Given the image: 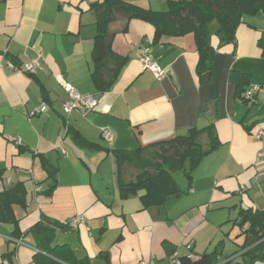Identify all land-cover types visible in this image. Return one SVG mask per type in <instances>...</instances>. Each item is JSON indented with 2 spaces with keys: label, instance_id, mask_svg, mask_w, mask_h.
Listing matches in <instances>:
<instances>
[{
  "label": "crops",
  "instance_id": "crops-1",
  "mask_svg": "<svg viewBox=\"0 0 264 264\" xmlns=\"http://www.w3.org/2000/svg\"><path fill=\"white\" fill-rule=\"evenodd\" d=\"M120 1L164 12L178 0ZM93 2L0 0V194L21 192L12 206L17 223L0 218V264H67L41 249L40 227H53L50 247L68 246L77 264H176L213 252L226 259L243 241L240 212L264 211V56L258 47L264 14L244 17L235 41L224 46L211 23L214 55L202 72L193 34L155 42L149 24L131 20L123 32L118 19L110 26L112 48L126 63L100 94L90 77ZM143 49L160 78L143 68ZM29 62L38 64L30 74L9 68ZM231 72L250 77L249 88L257 89L252 106L237 97ZM63 83L93 97L94 111L65 113ZM41 102L48 110L38 114ZM193 128L210 129L217 146L192 170L191 190L172 172L184 193L160 208L143 209L141 194H121L113 150H134ZM103 129L112 132V142L103 140ZM201 142L208 145L207 134ZM81 215L84 224L67 227Z\"/></svg>",
  "mask_w": 264,
  "mask_h": 264
},
{
  "label": "trees",
  "instance_id": "trees-1",
  "mask_svg": "<svg viewBox=\"0 0 264 264\" xmlns=\"http://www.w3.org/2000/svg\"><path fill=\"white\" fill-rule=\"evenodd\" d=\"M90 8L95 11L97 28L91 53L90 77L95 90L102 94L109 91L126 63V58L116 54L112 48L114 33L110 31V26L118 19L125 22L123 32L131 20L149 24L154 30L155 42L162 36L193 34L199 53L198 71L202 72L210 69L214 55L209 42L210 24H217L215 34L221 46L233 43L236 30L244 17L264 14V0H178L171 2L169 9L164 12L152 11L120 0H94ZM258 47L264 56V36L259 39ZM230 81L237 87L236 95L240 101L252 106L255 96L250 100L244 97V93L250 89V77L231 72ZM203 134L209 137L206 147L201 142ZM216 146V138L212 136L210 129L193 128L186 135L134 150H113L120 192L124 197L141 194L139 198L143 209L160 208L169 197L184 193L178 187L172 172H182L188 181V190H191L192 170ZM129 171H135L136 174L131 172L129 175ZM20 194L17 188L0 194L1 219L17 223L12 214V206L21 201ZM239 228L243 241L232 255L224 259L225 262L218 252L203 254L197 260L189 257L176 260L179 264H220L222 261V264L264 263V211H241ZM35 233L39 238V246L50 257L67 264H77L78 261L68 246L50 247L54 236L53 227H40ZM233 256L236 258L231 260Z\"/></svg>",
  "mask_w": 264,
  "mask_h": 264
},
{
  "label": "built area",
  "instance_id": "built-area-1",
  "mask_svg": "<svg viewBox=\"0 0 264 264\" xmlns=\"http://www.w3.org/2000/svg\"><path fill=\"white\" fill-rule=\"evenodd\" d=\"M141 63L143 65V68L146 70H150L156 78H160L162 76V71H160L157 65L151 60L150 56L147 53V50L145 49L141 51ZM37 66L38 64L36 62L25 63L18 67L9 64V68L11 70L21 73H33L37 68ZM62 86L69 96V100L63 105L65 113L69 114L74 110H80L82 113L88 114L95 109L97 102L93 97L89 95H81L77 93L68 83H63ZM256 91H257L256 88H250L249 90H247L244 93L245 99L250 100L251 98H253V95L255 94ZM47 110H48V105L45 102H41L36 110V113L38 114L44 113ZM262 135L263 132L261 130H257L254 133V137L256 140H259ZM101 136L103 140L107 143L112 142L114 138L112 132L106 129H103L101 131ZM8 140L10 142H19V139L15 137H9ZM259 156L260 158L264 159V152L260 153ZM85 222L86 219L83 215L77 216L71 222L68 223L67 227L70 229H75L77 225L84 224ZM176 264H179V262L176 261Z\"/></svg>",
  "mask_w": 264,
  "mask_h": 264
},
{
  "label": "rangeland",
  "instance_id": "rangeland-1",
  "mask_svg": "<svg viewBox=\"0 0 264 264\" xmlns=\"http://www.w3.org/2000/svg\"><path fill=\"white\" fill-rule=\"evenodd\" d=\"M131 172H132L133 175L136 174L135 171H129V175H130ZM129 175H128V176H129ZM177 175H183V173L180 172V171L174 172L173 176H177ZM131 178H132V176H131ZM183 178H185L184 175H183Z\"/></svg>",
  "mask_w": 264,
  "mask_h": 264
}]
</instances>
